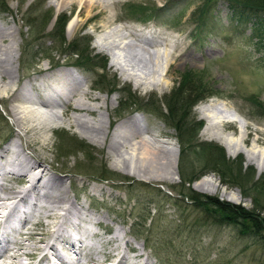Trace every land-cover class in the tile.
<instances>
[{
  "label": "rangeland",
  "instance_id": "rangeland-1",
  "mask_svg": "<svg viewBox=\"0 0 264 264\" xmlns=\"http://www.w3.org/2000/svg\"><path fill=\"white\" fill-rule=\"evenodd\" d=\"M4 1L10 13H0V36L2 35L0 38V58L5 59L3 63L0 60V71L4 66L8 67L15 79L12 82L7 79L0 80V86L6 84L12 91L17 86L23 88L21 87L22 91H19L17 100L12 98V95L8 96L7 93L0 90V154L2 156L5 155L2 152L3 149L12 141L13 150L17 151V155H15L17 159H23L27 164L26 166L37 163L34 161L35 159L28 157L32 153L26 149L25 140L20 136L22 124L19 125V128L17 127L16 119H14L13 112L9 108L15 109L16 107L17 109L18 106H24L31 112L42 111L43 109L37 103L36 97H42L47 90L45 84L49 86L48 83L60 77L58 73L64 72L62 67L52 70V63L60 59L64 60L68 55L63 54L61 56L59 54L61 51L59 49L56 51L57 46L50 43L49 40L45 39L43 44L51 50L48 51L50 58H42L39 55L33 60L25 59L24 61L20 56L24 42L29 43L34 36L30 34V30L24 22L25 19L27 20L30 16L32 19H40L46 13L45 10L48 9L53 12V16H51L42 34L50 31L54 26L53 22L56 15L67 13L69 18L64 28L65 40H71L78 34H88L91 42L89 48L94 54L103 55L106 59V72L115 74V79L119 83L129 84L131 90L137 92L139 97L144 98V100L153 94L160 98L169 93L185 69L204 70L216 95L207 96L204 100L197 101L191 109L195 119L203 123L197 138L204 142L212 141L220 145L228 159H235L240 156L244 163L243 166L253 168L256 174L254 177L264 174L263 161L262 165L258 166L254 160L252 162L247 161L242 152L228 155L220 142L218 143L202 134L206 120L201 117L199 109L209 103H219L224 105L223 107L228 114L235 119L239 117L244 124L246 135L243 143L245 147L250 146L253 139H255L256 146L261 148L264 146V118L254 116L245 100L249 94H252L264 102V40L257 44L258 40L252 37L250 23H238L232 19L226 3L220 1L214 3L210 10L212 17L208 20V26L205 29L208 34H202L201 38H197L191 36L192 26H188L184 20H187L189 11L198 3V0H176L168 14L161 16L158 20L150 18L145 21L128 19L123 14V4L128 1L138 2L140 0ZM142 1L146 2L147 0ZM154 2L158 5L160 3L158 0ZM23 17L24 20L22 21ZM107 22H110L108 27L103 29L101 25ZM108 29L112 30L110 33L113 34H110L109 38L113 41H119L122 44V40L127 42L131 39L135 45L132 43L130 46L122 47L118 52L117 50H110L111 52L101 50L99 40ZM115 30L119 31L115 32ZM140 34L148 36L147 44L141 39L143 36ZM174 45H176L175 48ZM15 50L17 51L15 52ZM120 52L125 64L124 67L129 75L112 66L113 56L116 57ZM75 72L80 76L79 81L84 84V90L86 89V92L91 95L90 100L86 101L87 104L97 107L90 114L80 111L77 115L85 119L88 124H93L100 129V134L97 135L98 140L92 143L79 133L77 127L69 124V117L76 115L70 111L67 112V117L66 115L62 116V121L50 125L49 131L45 132V137L47 136L48 139L46 137L44 146L34 147L37 159L41 160L42 158L44 160V165L49 168L51 176H53L52 181L54 183L49 192L51 194L62 193L63 197L65 196L74 204L76 203L75 214L68 215L66 216L67 219L63 220L54 216L44 217L41 219L42 226L32 224L31 220L27 224L24 219L17 217L20 212L15 213L13 211L11 217L17 218L16 220L21 219V221L9 219V223L12 220L10 225L16 228L12 230L7 226V230L11 231L8 236L12 237L22 233L24 237H27L24 235L25 232H40L37 238L45 244L52 241L50 235H52L53 226L57 222L60 225L59 232L64 237H66L65 228L70 227L69 229L72 230L74 236L80 238L82 243L77 242V250L79 251L77 253V250L73 251L76 255L78 254L77 258L82 263L85 259L84 252L89 247L91 252L99 255L101 260L105 262L107 260L104 258L103 252L107 253L108 249L117 247L118 250L121 248L120 250L124 254V259H121L120 264H124L125 259L138 262L133 257L134 252H142L141 261L144 264H189L191 258L187 252L192 249L193 245H196L200 249L199 257L201 259L206 258L204 264H264V230L259 232L260 236L256 235L255 237L253 234L242 236L238 234L235 227L226 224L218 226L215 223L206 222L205 218L192 207L178 213L174 207H169L165 203L166 199L163 196H156L155 193L158 188L162 189L163 192L170 193V196H174L175 190L171 187L178 186L180 183L178 168L181 164H178L179 153L178 143L174 139L175 133L148 113H138L137 111L131 113L127 109L121 112L118 104L121 97L120 93L111 92L109 95L104 91H94L92 89L94 88L92 82L95 77L94 73L90 71L89 73H82L79 69ZM27 98H31L33 101L23 103ZM73 98H78V95ZM71 102L72 100L68 102L66 107L70 108L73 104ZM61 111L59 110V112ZM131 118L135 122L128 123L131 125L129 127L132 131H137L139 136L130 141L128 135H124L123 138L108 146L110 133L116 126L122 125L123 121H129ZM27 121H25L24 126L28 125L30 121L29 124L36 123L29 118ZM124 124L126 123L124 122ZM221 126L225 131L237 134L239 124L225 122ZM104 131H107L109 136L105 137V140H103ZM63 133L65 138L59 137ZM124 133L128 134L129 132L127 130ZM65 134L67 135L65 136ZM72 137L80 140L88 147V154L84 149L79 150L75 146L70 147L71 141L74 140ZM144 138L148 140L149 144L159 145L160 148L156 156L146 160H138L135 156L130 160L128 153H126L132 148L130 144H135L136 140ZM2 156H0V162L6 165L0 170V174H2L0 175V184L2 185H0V194L3 196L2 188L14 187L17 189L22 186V182L17 180L20 174L7 171L8 163L2 159ZM114 158H119L120 168L114 167ZM6 159H9L8 155ZM173 160L176 161L174 165L172 164ZM160 162H164L167 166L161 165ZM127 164L131 166V169L122 167V165L126 166ZM100 167L117 173L119 177L130 178L131 181L129 182H132V188L121 187V185L129 184L120 183V181H101L96 173L97 168ZM200 167V163H195L196 175L199 173ZM53 171L56 173L54 174ZM218 177L212 172L201 175L198 180L191 183L192 189L199 194L215 195L218 200H226L230 204H237L248 209L252 207L250 200L243 197L238 188L220 183ZM204 178L212 181L215 188L212 189V186L210 188L207 186L206 191L200 190L197 183ZM60 183L62 184L59 185ZM232 192L238 194L236 200L230 199L229 194ZM148 201H152L153 204L148 203ZM40 203L47 205L46 197H43ZM146 209L149 211L148 214L150 213L156 220L152 225L149 224L146 227L149 229L148 234L147 232H139L136 237H133L129 227V224L135 220L132 216L138 215L140 212L144 215L147 212ZM22 210V213L27 214V216L33 214L31 217L35 220L41 214L37 207L31 209L23 207ZM59 213L62 215L61 211ZM78 219L81 225H87L89 229L84 232L80 227L78 228L79 231H75L72 226ZM139 229L141 230V228ZM17 231L19 233H16ZM20 237L19 242L31 246V241L23 242ZM110 237L114 239V243L109 244L106 241ZM16 239L18 238L16 237ZM55 244L58 246V252H63L69 247L68 243H65L61 238H58ZM34 245L38 246V243ZM144 245H151V250L146 249ZM10 246L11 239L5 240L0 243V251ZM22 247L24 246L22 245ZM105 262L99 261L98 264H107Z\"/></svg>",
  "mask_w": 264,
  "mask_h": 264
},
{
  "label": "trees",
  "instance_id": "trees-1",
  "mask_svg": "<svg viewBox=\"0 0 264 264\" xmlns=\"http://www.w3.org/2000/svg\"><path fill=\"white\" fill-rule=\"evenodd\" d=\"M154 1L157 0H147L146 2L142 0L138 2L128 1L122 7L124 17L144 21L150 18L158 20L161 16L169 13L176 0H158L161 3L160 5ZM219 1L226 3L232 19H235L238 23H250L251 34L253 38L258 40L257 44L264 40V0H198V3L189 11L187 20H184L188 26H192L191 36L201 38L202 34H208L205 29L208 26V20L212 17L210 10L213 8L214 3ZM2 12L10 13L4 0H0V13ZM45 12L40 19H32L31 16L28 17V21L25 19L24 22L28 26L30 34L34 36L29 43L24 42L23 48L20 50L21 59L24 61L25 59L33 60L39 55L42 58H50L48 51L51 50L43 44L45 39L49 40L50 43L57 46L56 51L58 49L61 51L59 52L61 56L63 54L68 55L64 60L60 59L52 63L53 69L60 65H72L82 72L89 73L90 71L95 76L93 78L94 91H104L109 95H111V92L120 93L121 97L118 104L121 112L127 109L131 113L133 111L148 113V115L158 119L160 123H163L175 133L174 139L178 143L179 153L178 164H181V166L178 168L180 183L178 186L171 187L175 190V195L170 196V193L163 192L162 189L158 188L156 189V196H163L166 199L165 203L169 207H174L178 213L192 207L205 218L206 222L215 223L218 226L226 224L235 227L238 234L242 236L247 234H253L255 237L256 235L260 236L259 232L264 230V174L254 177L256 175L255 171L252 167L243 166L244 163L240 156L235 159H228L220 145L212 141L204 142L197 138L203 123L195 119L191 109L197 101L204 100L207 96L216 95L209 84L205 71L185 69L179 75L177 83L174 84L169 93L162 95L160 98L153 94V96L146 97L144 100V98L139 97L137 92L131 90L129 84L119 83L115 79V74L106 72V59L103 55L94 54L89 48L90 36L88 34H78L71 40H65L64 28L69 18L67 13L56 15L53 22L54 26L50 31L42 34L51 16H53L51 10L47 9ZM245 100L254 116L264 118L263 100L252 94H249ZM59 137L65 138L64 133ZM73 139L70 147L75 146L76 149H84L88 154V147L80 140ZM194 162L200 163L201 166L197 175L195 174L196 170H194ZM210 172L219 176L220 183L238 188L241 195L250 200L252 207L248 209L244 206L227 203L226 200H218L215 195L196 193L192 189L191 183L198 180L201 175H207ZM96 173L101 181H120V183L129 184L126 186L121 185L125 189L133 185L132 182H129L131 181L130 178L119 177L117 173L102 167L97 168ZM128 198L130 197L128 196ZM148 203H152V201H148ZM146 211L144 215L140 212L138 215L132 216L135 220L129 224V227L133 237H136L139 232H147L148 234L149 229L146 227L149 224L152 225L156 220L150 213L148 214L147 209ZM144 246L146 249L151 250V245ZM199 252L200 249L196 245H193L191 250L189 249L187 255L191 258V264L205 263L206 258L201 259Z\"/></svg>",
  "mask_w": 264,
  "mask_h": 264
},
{
  "label": "bare ground",
  "instance_id": "bare-ground-1",
  "mask_svg": "<svg viewBox=\"0 0 264 264\" xmlns=\"http://www.w3.org/2000/svg\"><path fill=\"white\" fill-rule=\"evenodd\" d=\"M109 23L110 22L102 24L101 27L103 29H105L108 27ZM117 31H119V30H115V32H117ZM110 32H112V30L108 29V31L104 33L105 35L101 36V38L99 40L100 41L99 42L100 43L99 48H101V50H103V51L117 50V52H118L122 49V47L125 48L127 46H130V44H132V43L135 45V42L133 40L130 39V41L125 42L122 40L123 38L121 37L122 38L121 39L122 44H123V46H121L122 45L121 42H119V41L116 42V41H113L112 39L109 38L110 34H113ZM1 36H0V38H2ZM140 36H143V35L140 34ZM141 39L145 43L147 41H149L148 36L147 37L143 36V38H141ZM172 47H173V45H172ZM175 47H176V45H174V48ZM16 51L17 50H15V52ZM15 57H14V59H15ZM122 58L123 57L121 55V52L116 57L113 56V61H112L113 65L112 66H114L116 68V70H118L120 72H125V74L129 75V73L127 72V69H125V67H124L125 64H124V61H122L123 60ZM0 60H1V63H3L5 59L2 60L0 58ZM10 71L11 70L8 67L4 66V68H2L0 71V80L4 81L5 79H7V80H9V82H12L15 79V76ZM43 76H45V75H43ZM51 83H52L51 87H49V86H47V84H45V88H47V90H45L46 92L44 93V95H42V97H36L37 103L43 109L42 111H36L35 110L36 113L31 112L30 110H28L24 106H23L24 108L22 106L21 107L18 106L17 109H16V107H15V109L13 107L9 108V110H11L13 112L14 119H16L15 122L17 123L16 124L17 127L19 128L20 127L19 125L22 124V128H20V130H22V133L20 134V136L22 137V139L25 140L26 149H28L32 153L28 157L35 159L34 161L37 162V163H35L37 165L34 164V165L26 166L27 164L25 163V161H23V159H20V160L17 159L15 157V155H17L16 154L17 151L13 150L14 147L12 146V141H11V143H8V145L3 149V151L1 150L2 152H4L3 154H5V155L2 156L0 154V156H2V159L6 163H8L7 164L8 166L6 167L7 171L12 172L14 174H20V176H18L17 180L19 182H22V186L20 188H17V189H15L14 187L2 188L3 196L0 194V243H3V241H5V240L9 241L11 239V246L7 247L6 250H3V252L0 253V264H98L99 261L105 262L104 260H101V257L99 255L91 252L89 250L90 247L89 248L86 247V248H88V250L86 252H84L85 253L84 262L83 263L79 262V259L77 258L78 254L76 255L75 251L78 249V247H77L78 243L77 242L80 241V243H82L80 238L74 236V234L72 233V230L69 229L70 227L65 228L66 237H64L63 234H61L59 232L60 231L59 230L60 225L57 222L53 226V231L51 233L52 235H50V238L52 239V241L45 243V244L40 239L37 238L38 235H40V232L39 233H37L35 231L32 233L25 232L24 235H27V237H24L22 233L20 234L19 231H17L16 233H19L18 235L15 234L12 237L8 236L11 234V231L7 230V226L12 228V230L16 228V227L10 225L12 220L9 223V221H10L9 219L12 218L11 213L13 211H15V213L20 212V214H17L18 215L17 217L22 218V220L24 219V221L27 224H29L30 220H31L32 224H33V222H35V224L42 225V226H43V224H42L41 219L42 218L44 219V217L54 216V217H58V219L60 218V220H63L66 218V216H68V215L70 216L72 214H75L76 203L74 204L67 197H65V196L63 197L61 195L62 193L61 194H57V193L51 194V192H49L50 189L52 188V184L54 183L52 181L53 176H51L52 174L50 173L49 168H47L44 165V163H45L44 160H42V158H41V160L37 159V153L34 149L35 146L39 147V148L44 146V143L48 139L47 136H46L47 139L45 137V132L49 131L50 125L52 123L62 121L63 120L62 116L66 115V117H67L68 116L67 112L71 111L72 113H75L76 115L69 117L68 122L70 125L72 124L75 127H77V129L79 130V133L81 135L83 134V137L85 136L87 139H89L93 143V142L98 140L97 135L100 134V131H99L100 129L98 127H96L93 124L92 125L88 124L87 122H85V119H83L82 117L77 115L78 113H80V111H84V113L90 114L91 111H93L94 109H97V107H95L93 105L90 106L89 104H87L86 101L90 100L91 95H89L86 92L87 91L86 89L84 90V84L80 83V81L79 82L72 81V80L67 81V80H64L62 78L54 79L53 82H51ZM41 85H43V83H41ZM32 86H34V85H32ZM21 87L17 86L16 89H14V91H12L11 88H8L5 84V85L0 86V90L7 93L8 96L12 95L13 96L12 98L17 100L16 97H17L19 91H22V88H23V87L22 88ZM76 95H78V98L74 99L73 97H75ZM1 97H3V96H1ZM59 97L61 100H59ZM56 98H58V101H59V102H57V103H59L57 105V107L61 108V110H62L61 112H54V110L56 108V107H54L56 105L55 103L57 101ZM70 100H72L73 104H72V106H70V108H68L66 106H68V102ZM103 100H104V98H103ZM32 101L33 100H31V98H27V100L25 99V101H23V103H28V102L31 103ZM223 106H224L223 104L221 105L219 103H209L206 106L199 109V113H200L201 117L206 120V126L202 132L203 136H206L207 138H211L212 140L217 141L218 143L220 142L222 144V146L225 148L228 155H234V154H238V153L242 152L246 156L247 161L252 162L254 160V162L258 163V166H261L262 161L264 162V146H262V148L259 147L258 145L256 146L255 145L256 144L255 139H253L250 146L245 147L244 143H243V141H244L243 139L245 138V135H246L245 134L246 130H245L244 124L240 121L239 117H238V119H235L230 114H228V112L225 110V107H223ZM37 112H39V113H37ZM34 114H36V115H34ZM28 118L30 120L36 122V123L29 124L31 122L30 121L28 123V125L24 126V123H25V121H27ZM130 120H132V118ZM129 121H123L122 125H123V127L125 126L124 129H123V127H120L122 125L116 126L115 129L110 133V135H109L110 137L108 136V132L104 131L103 140H105L107 137H109L108 146H110L112 144V142L114 143V141H118V139L123 138L124 135H126V136L128 135L127 137H128V140H130V141L132 139H135L136 136H139L137 134V131H135V130L132 131L131 128L129 127V126H131L130 124L132 122H135V121L134 120H132L130 122ZM124 122L126 124H124ZM225 122L226 123L227 122L238 123L239 126H238L237 134H233L231 132H228L227 130L225 131L224 129H222L221 125ZM128 123H130V124H128ZM127 130L129 133L125 134L124 131H127ZM103 140H102V142H103ZM130 145L132 148L126 152V153H128L130 160H132L133 157H135V156L138 158V160L139 159L140 160H146L147 158L153 159L156 156L157 151L160 148L158 144H154V143L149 144L148 140L145 138L140 139V140L138 139V140H136L135 144H130ZM7 155L9 158L8 160L6 159ZM160 163L163 166L165 164L164 162H160ZM175 163H176V161L173 160L172 164L174 165ZM113 164H114V167L115 166L119 167V158H114ZM4 166H6V165L3 164L2 162H0V170H2V168H4ZM124 166L122 165V167L125 169L126 168L131 169V166H129V164H127L125 167ZM165 166H167V164H165ZM58 167H60V166H58ZM262 167H263L262 169H264V164L262 165ZM50 170H51V168H50ZM56 171H58V170H56ZM53 172H54V174L56 173L55 171H53ZM0 175H2V174H0ZM65 179H67V178H65ZM61 184L62 183H60L59 185H61ZM197 186L199 187L200 190H204V191H206L205 189L207 188V186L209 188L212 186L211 187L212 189L215 188V184L212 181H210L208 178H204V179H201L200 181H198ZM237 195L238 194L236 192H232L229 194V197L232 200H236ZM43 197H46L47 205L44 203H40V200ZM23 207L24 208L26 207L29 209H31L33 207H37L40 209L41 214L38 215L36 217L37 220H35L33 217H31L33 214L32 215L30 214V216H27V214L22 213L24 209L22 211H21V209ZM31 211H30V213H31ZM60 211L62 212V215H60V213H59ZM12 219L16 220L17 218H12ZM16 221L19 222V221H21V219H18ZM80 227H82L81 230H83L84 232L89 229L87 225L86 226L83 224L81 225L79 222V219H78L75 222V225L72 226V228L76 231ZM16 237L18 239H16ZM19 237L21 240H23V242L24 241H31L30 242L31 246H28L27 244H23L22 242H19ZM112 237H110V238H108V240H106L109 244L111 242L112 243L115 242ZM58 238L59 239L61 238L62 240L65 241V243H68V245H69V247H67L66 249L64 248L65 251H63V252H58V250H57L58 246L55 244V241ZM34 239H38V240H34ZM125 240H127V239H125ZM36 243H38V246L34 245ZM59 244H60V242H59ZM22 245L24 247H22ZM85 245H86V243H85ZM120 249L118 250L117 247H113L111 249H108L107 253L105 252L106 254L103 252V255H105L104 258L107 260V262H105V263H107V264H120L121 259H124L123 258L124 254ZM73 250H75V251H73ZM78 251L79 250H77L76 253ZM134 253H135V255H133V257H134V259H137L138 262L131 261V259H130V261L125 259L124 264H144L141 261L142 252H140V253L134 252Z\"/></svg>",
  "mask_w": 264,
  "mask_h": 264
}]
</instances>
